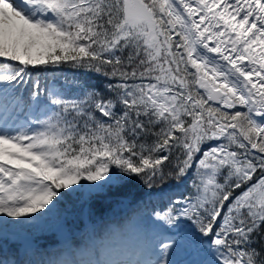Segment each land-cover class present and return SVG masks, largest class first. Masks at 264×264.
<instances>
[{
    "label": "snow or ice",
    "instance_id": "1",
    "mask_svg": "<svg viewBox=\"0 0 264 264\" xmlns=\"http://www.w3.org/2000/svg\"><path fill=\"white\" fill-rule=\"evenodd\" d=\"M132 188L125 264H264V0H0V264H108L35 233Z\"/></svg>",
    "mask_w": 264,
    "mask_h": 264
},
{
    "label": "trees",
    "instance_id": "2",
    "mask_svg": "<svg viewBox=\"0 0 264 264\" xmlns=\"http://www.w3.org/2000/svg\"><path fill=\"white\" fill-rule=\"evenodd\" d=\"M30 74L32 79L39 78L41 83L45 79L49 81L56 80L58 83L67 81L68 87H71L74 80H87L92 85H103L105 83L104 78L97 76L94 71L76 68L70 62L61 63L58 66H38V70L31 69L30 66ZM27 87H30V85L25 86V89ZM25 89H22V91ZM181 191H183V188ZM187 191L190 192L191 189L189 188ZM137 192L136 188H132L128 200L124 204L112 202L97 205L93 209L92 215L89 214L87 207L81 208L79 203L74 202L75 198H73V201L65 199L63 210L70 221L71 231L68 229L60 230L55 226L45 227L42 231H37L35 240L36 244L39 245V253L35 254V258L40 259L42 255L47 258L46 254H51L53 258L72 259L73 257L66 253L60 257L56 256L67 246H71L73 249L79 248L82 253L77 257L79 259H101L107 261L108 264H125V262L136 259L135 252L139 250L141 242L135 227L136 213L142 205H129L128 201L136 200ZM147 199L148 197H145V200ZM151 200L158 201L159 197L152 196ZM85 217L89 220L88 224H85ZM93 230H95L94 241L90 239ZM62 233L69 234L65 244L59 242V236ZM22 237L23 233L13 235V239H9V244L5 245V250L9 248L13 240H19ZM49 243L51 245L47 247ZM95 250H99L98 255L90 254ZM20 254L21 257H24L23 248ZM127 255L129 258H126Z\"/></svg>",
    "mask_w": 264,
    "mask_h": 264
},
{
    "label": "rangeland",
    "instance_id": "3",
    "mask_svg": "<svg viewBox=\"0 0 264 264\" xmlns=\"http://www.w3.org/2000/svg\"><path fill=\"white\" fill-rule=\"evenodd\" d=\"M12 236V234H11V232L9 233V237H11ZM126 258H129V256H126ZM132 258V257H131Z\"/></svg>",
    "mask_w": 264,
    "mask_h": 264
},
{
    "label": "bare ground",
    "instance_id": "4",
    "mask_svg": "<svg viewBox=\"0 0 264 264\" xmlns=\"http://www.w3.org/2000/svg\"><path fill=\"white\" fill-rule=\"evenodd\" d=\"M34 257H35V255H34Z\"/></svg>",
    "mask_w": 264,
    "mask_h": 264
}]
</instances>
